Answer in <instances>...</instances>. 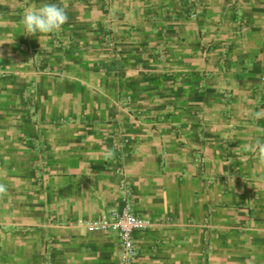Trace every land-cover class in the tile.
I'll use <instances>...</instances> for the list:
<instances>
[{"label":"crops","instance_id":"obj_1","mask_svg":"<svg viewBox=\"0 0 264 264\" xmlns=\"http://www.w3.org/2000/svg\"><path fill=\"white\" fill-rule=\"evenodd\" d=\"M44 2L68 21L23 34ZM257 140L264 0H0V264H115L86 224L122 207L119 166L153 221L136 264H264Z\"/></svg>","mask_w":264,"mask_h":264},{"label":"built area","instance_id":"obj_2","mask_svg":"<svg viewBox=\"0 0 264 264\" xmlns=\"http://www.w3.org/2000/svg\"><path fill=\"white\" fill-rule=\"evenodd\" d=\"M192 16L197 17L198 12L192 13ZM114 144L118 153H123L124 148L129 144L123 128L119 127L115 134ZM123 157L124 159L127 158L126 151ZM123 157H121V160H123ZM117 174L119 176L118 187L123 200L122 207L114 211L110 216L87 223L86 225L91 228L115 231L118 234L121 245L115 264H136L138 248L135 244L134 233L138 230H145L152 227L153 221L136 213L131 183L126 170L122 166H119Z\"/></svg>","mask_w":264,"mask_h":264},{"label":"clouds","instance_id":"obj_3","mask_svg":"<svg viewBox=\"0 0 264 264\" xmlns=\"http://www.w3.org/2000/svg\"><path fill=\"white\" fill-rule=\"evenodd\" d=\"M66 8L57 3L44 2L38 7H30L24 10L20 18L23 34L38 36V34H52L59 30L67 21ZM257 158L264 161V141L257 140L255 145ZM7 191L0 184V193Z\"/></svg>","mask_w":264,"mask_h":264}]
</instances>
